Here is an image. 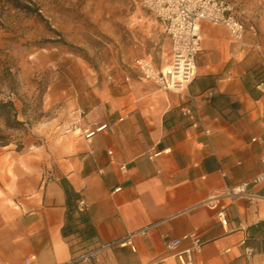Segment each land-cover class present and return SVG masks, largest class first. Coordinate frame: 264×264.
Masks as SVG:
<instances>
[{"label": "crops", "instance_id": "obj_1", "mask_svg": "<svg viewBox=\"0 0 264 264\" xmlns=\"http://www.w3.org/2000/svg\"><path fill=\"white\" fill-rule=\"evenodd\" d=\"M146 18L155 25L152 48L168 64L170 39ZM252 25L256 33L246 30L239 44L202 21L196 75L182 93L120 68L70 94L63 113L33 124L19 148L0 145V264H178L166 242L193 231L203 240L195 264H264V200L222 199L225 226L200 203L262 170L264 18ZM103 123L87 139L66 131ZM65 187L79 194L93 227L87 247H100L86 261L71 252L75 237L62 234ZM252 191L264 192V182ZM142 228L134 249L116 242Z\"/></svg>", "mask_w": 264, "mask_h": 264}, {"label": "rangeland", "instance_id": "obj_2", "mask_svg": "<svg viewBox=\"0 0 264 264\" xmlns=\"http://www.w3.org/2000/svg\"><path fill=\"white\" fill-rule=\"evenodd\" d=\"M228 1L246 25L264 18V0ZM146 14L140 0H0V99L13 101L22 122L0 115V142L19 148L33 124L63 113L70 94L111 80L135 57L152 50L165 65Z\"/></svg>", "mask_w": 264, "mask_h": 264}, {"label": "built area", "instance_id": "obj_3", "mask_svg": "<svg viewBox=\"0 0 264 264\" xmlns=\"http://www.w3.org/2000/svg\"><path fill=\"white\" fill-rule=\"evenodd\" d=\"M141 6L152 14L161 24L165 34L170 39V59L168 64L157 68L152 59L147 56L135 57L128 64V70L134 71L139 81L155 83L161 90L176 93L184 92L196 75V55L201 48L200 23L202 21L213 25L224 26L234 43H242L246 30L255 34L252 24L246 25L236 14L234 5L228 0H140ZM130 75L126 74L124 80L128 81ZM181 114H191L188 107L181 108ZM198 126L197 122L192 123ZM107 124H98L91 127H81L78 124L70 125L66 131L75 136L90 138L102 131ZM254 139V138H253ZM262 170L247 180L226 186L222 189L212 190L200 203L213 209L215 220L221 225L227 224L226 209L229 203L221 200L227 199L230 203L242 198L248 201L264 200V192L255 193L252 187L264 182V150L261 157ZM125 170V166H120ZM116 187L114 190H119ZM83 200L79 199L78 208L83 209ZM146 228L136 230L116 242L119 245L132 244V237L142 234ZM189 241V245L180 248L181 242ZM203 240L196 232L184 233L179 237L171 238L166 242V248L178 264H195V255L201 251ZM100 247L88 249L78 254L75 259L86 261L95 256ZM153 264V263H150Z\"/></svg>", "mask_w": 264, "mask_h": 264}, {"label": "trees", "instance_id": "obj_4", "mask_svg": "<svg viewBox=\"0 0 264 264\" xmlns=\"http://www.w3.org/2000/svg\"><path fill=\"white\" fill-rule=\"evenodd\" d=\"M264 72V70H262ZM0 115H2L7 123L21 125V121L17 119V112L12 100L0 99ZM1 141V140H0ZM8 142H0V145H6ZM80 196L74 192L70 187H65V223L62 227V234L64 236L73 235L76 239L70 245L71 252H84L88 248L87 241L94 235L93 227L85 213V210L78 208V201Z\"/></svg>", "mask_w": 264, "mask_h": 264}]
</instances>
